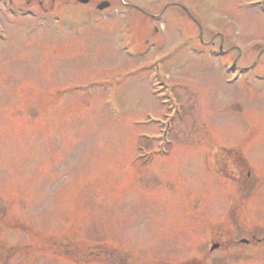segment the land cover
Wrapping results in <instances>:
<instances>
[{
	"label": "rangeland",
	"instance_id": "374dc122",
	"mask_svg": "<svg viewBox=\"0 0 264 264\" xmlns=\"http://www.w3.org/2000/svg\"><path fill=\"white\" fill-rule=\"evenodd\" d=\"M132 1L0 10V264H264L263 7Z\"/></svg>",
	"mask_w": 264,
	"mask_h": 264
},
{
	"label": "flooded vegetation",
	"instance_id": "af4514ba",
	"mask_svg": "<svg viewBox=\"0 0 264 264\" xmlns=\"http://www.w3.org/2000/svg\"><path fill=\"white\" fill-rule=\"evenodd\" d=\"M3 0H0V4ZM104 2V8H100L99 4ZM7 14L17 16H28L34 19H42L45 21H60L67 17L77 15V9L85 10L79 14L85 20H97L104 18L105 21L113 19L115 9L120 11L129 10L134 6L130 0H87L85 3L78 0H8ZM5 4L0 6V10H4ZM10 6V7H9ZM75 10V14L71 13ZM141 12L146 16H152L143 9Z\"/></svg>",
	"mask_w": 264,
	"mask_h": 264
}]
</instances>
